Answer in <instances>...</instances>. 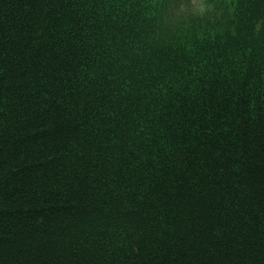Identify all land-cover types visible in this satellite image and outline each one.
I'll use <instances>...</instances> for the list:
<instances>
[{
  "label": "trees",
  "instance_id": "trees-1",
  "mask_svg": "<svg viewBox=\"0 0 264 264\" xmlns=\"http://www.w3.org/2000/svg\"><path fill=\"white\" fill-rule=\"evenodd\" d=\"M0 264H264V0H0Z\"/></svg>",
  "mask_w": 264,
  "mask_h": 264
}]
</instances>
